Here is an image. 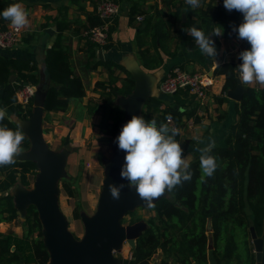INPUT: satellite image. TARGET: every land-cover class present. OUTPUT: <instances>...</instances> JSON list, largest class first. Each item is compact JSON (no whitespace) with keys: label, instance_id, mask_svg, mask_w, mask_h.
Returning a JSON list of instances; mask_svg holds the SVG:
<instances>
[{"label":"trees","instance_id":"16d2710c","mask_svg":"<svg viewBox=\"0 0 264 264\" xmlns=\"http://www.w3.org/2000/svg\"><path fill=\"white\" fill-rule=\"evenodd\" d=\"M75 1V0H73ZM167 5L177 8L174 15L185 13L188 29L195 26L206 34L213 33L219 26L224 28L222 37L227 38L232 25L238 23L240 12L227 11L223 4L209 5L208 8H192L180 0H165ZM16 0H0V10ZM150 11H144L135 3L130 12V19L145 15L138 31V40L149 37L150 49H140L143 65L148 69L160 67L163 62L162 51L169 36L167 30L170 22L167 13L157 5H151ZM88 25L76 31L83 39V30L99 22L98 16L89 13ZM9 21L0 18V32L8 28ZM68 25H58V34L54 44L47 49L45 62L52 84L46 90L43 109L46 113L65 112L74 98L86 94L84 82L74 72L71 53L63 44V30ZM167 41V40H166ZM86 51L90 59L96 56V45L86 39ZM159 43V45H158ZM196 45L190 34L187 36V47ZM140 48L143 43L139 42ZM250 47L245 40L240 51ZM239 51V52H240ZM168 55L173 53L165 51ZM229 60L218 65L214 72L224 75L223 93L238 86L236 66L240 63ZM102 61H98V64ZM109 79L99 81L106 92V99L101 102L102 120L100 131L112 141L120 124L126 116V109L120 103H114L117 97H127L136 88V79L127 68L122 86H118L119 77L115 75L113 62H104ZM183 65L181 68L183 69ZM12 74L20 79L19 83L10 82ZM39 82L38 66L31 59L6 57L0 54V87L2 88L1 104L5 107V119L0 123L9 128L23 131L24 140L20 147L29 149L31 142L25 134L21 122L32 117L34 97L28 106L17 102V90L26 84L37 85ZM242 99L236 103L238 121L230 128L223 146L213 147L210 155L214 156L217 168L212 176H206L199 167L200 156L191 161L192 178L175 186L167 195L153 201L154 212L147 220L136 246L132 249V258L119 256L118 264H150L151 259L163 252L160 264H208V253L211 251L216 264H257L255 247L251 235L254 226L258 236L263 234L264 223V87L244 84ZM173 104L158 95H150L142 109L146 120L155 119L166 123L171 117L183 124V119L193 118L195 122L201 117L197 114L199 105L189 89L179 90L173 94ZM219 103L229 100L228 96L217 99ZM222 118V117H220ZM38 174L37 162L31 159H16L8 165L0 166V223L12 222L18 218L14 195L11 189L21 184L29 187L33 176ZM64 188L72 195L67 183ZM143 207V206H141ZM129 211V224L141 220L135 218V211ZM75 216L79 217L75 212ZM123 221V219H122ZM51 257L47 249L43 225L37 207H27L24 220V234L0 230V264H50Z\"/></svg>","mask_w":264,"mask_h":264},{"label":"crops","instance_id":"0c3cea01","mask_svg":"<svg viewBox=\"0 0 264 264\" xmlns=\"http://www.w3.org/2000/svg\"><path fill=\"white\" fill-rule=\"evenodd\" d=\"M118 1L121 4L122 12L113 20L108 43L105 47L96 46L97 53L93 59H90L89 53L86 51V40L76 31L84 25H88L89 13L96 14L97 0H16L27 11L29 24L23 28L22 41L18 45L10 49L0 48V54L3 56L31 59L37 64L39 82L35 85L34 113L36 115L41 114L43 137L47 144L63 140L64 147L70 150L68 158L65 160L66 169H69L71 173L76 172L79 176L83 174L85 179H88V176L93 178L96 187L104 183L111 149V142L107 140L99 127L102 120L101 102L106 99L107 91L102 86H98L97 83L109 79V73L104 65L106 61L115 64L113 68L115 75L119 77L118 86H122V79L126 77V72L122 68H127L136 78L134 93L125 98L117 97L114 103L128 107L131 102L139 101L141 110L149 95H158L173 104V96L162 93L159 84L174 67L183 65V69L188 71L198 70L214 75L210 86L211 97L205 105H199L197 109V114L201 117L200 121L195 122L194 126L190 127L185 122L188 119H183L182 129L175 137L184 150L183 154L189 155L191 161L201 156V149L209 144L210 139L215 141L213 147L225 145L231 126L238 121V114L236 113L238 101L229 98L228 101L219 103L217 100L225 96L222 91L225 76L216 75L214 70L218 65L229 60L237 63L238 53L245 40L238 39L233 30L227 38L213 35L212 39L217 46L218 55L208 57L201 53L198 45L191 49L187 47L189 34L186 26L187 16L185 13L174 15L177 8L167 5L165 0ZM180 1L186 2V0ZM135 3L144 11H150L151 5H157L168 15L166 20L170 22L167 28L169 36L167 41L165 40V49L162 51H170L173 56L168 55L165 51L162 52L164 62L155 69L146 68L139 54L140 49H150L151 51L153 49L150 46L149 37L142 36L138 40V31L144 19L138 20L136 17L134 21H131L130 12ZM219 4H223V0H201L199 7L206 9L209 5L217 6ZM143 16L145 18V15ZM242 19L241 13L239 21L235 25L241 23ZM65 24L68 27L63 30V44L71 53L74 72L82 78L86 94L83 97L72 99L67 111L48 114L43 109V98L46 90L52 84V80L47 72L45 56L47 49L54 44L58 34V25L63 26ZM139 42L143 43L142 48H140ZM100 60L102 63L98 64ZM10 82L19 83L20 79L16 74H12ZM243 84L264 87V85L256 82ZM1 96L2 88L0 87V98ZM0 108H5L1 102ZM31 123L32 121L24 120L21 125L27 130ZM46 124L52 129L47 131L46 128L49 127ZM28 151L29 149L21 148L15 158H27ZM56 153L61 155L63 150ZM81 163H84L85 166L77 168V165ZM14 189L15 187L10 192H13ZM167 193L168 191L165 192V194ZM150 211L154 213L152 210ZM149 217H143L144 220L140 216V221L146 222ZM24 220L25 215L21 216V212L18 211V218L12 222L0 223V230L2 232L13 231L21 236L24 234ZM130 252H132V248L129 245H124L120 256L128 259ZM163 257V252L159 250L151 259L150 264H160ZM175 264L179 263L175 262ZM208 264H216L211 251L208 253Z\"/></svg>","mask_w":264,"mask_h":264},{"label":"clouds","instance_id":"9594fccd","mask_svg":"<svg viewBox=\"0 0 264 264\" xmlns=\"http://www.w3.org/2000/svg\"><path fill=\"white\" fill-rule=\"evenodd\" d=\"M192 8H198L201 0H186ZM228 11L242 13V22L232 25L238 39L246 40L250 47L238 53L240 63L236 66L238 79L243 83L256 82L264 85V0H223ZM0 18L20 30L29 24L28 13L20 2L10 4L0 10ZM188 33L198 45L202 54L208 57L218 55L217 46L212 36L220 37L224 28L219 26L213 33L206 34L195 26ZM5 119V110L0 108V121ZM178 130L169 124L155 119L146 120L141 115H133L114 138L117 148L124 152L119 175L127 181V187L134 188L146 206L152 207L155 198L166 190L171 191L192 178L191 158L183 154L181 144L176 140ZM24 133L19 128L12 129L0 123V166L14 162V157L21 151ZM215 141L201 149L199 167L206 176H212L217 168L216 159L209 154ZM126 185L108 186L113 199H119L121 190Z\"/></svg>","mask_w":264,"mask_h":264},{"label":"water","instance_id":"95a60500","mask_svg":"<svg viewBox=\"0 0 264 264\" xmlns=\"http://www.w3.org/2000/svg\"><path fill=\"white\" fill-rule=\"evenodd\" d=\"M244 90V84L238 79L237 88L229 90L227 96L240 101ZM123 107L126 109V116L114 138L133 115H141L142 110L139 101L131 102L128 107ZM26 121H32L27 130L23 127L31 145L28 154H26L27 158L20 159L36 161L39 173L33 190L23 191L22 189L26 186L17 184L14 186V193H11L14 195L16 207L21 212V216L26 215L29 205L33 204L37 207L43 225L44 242L51 257L50 264H118L119 256L115 255L114 251H121L125 242L133 249L136 246L137 237L140 236L146 225L144 221L135 224H121L123 217L129 211L146 205L135 189L127 187V181L122 180L119 175L124 152L117 148L113 138L111 141L114 149L113 157L107 162L104 189L99 199L97 211L92 217L85 219L86 232L84 237L78 240L69 230L68 222L60 209L57 197L58 181L66 160L65 152L63 151L59 155L49 149L42 134L41 114L36 115L33 112L32 117ZM113 183L126 185L121 190L119 199H113L110 195L108 186ZM16 189L18 190L16 191ZM165 192L160 196L167 195ZM250 230L257 264H264V223L261 236L257 235L254 226H251Z\"/></svg>","mask_w":264,"mask_h":264},{"label":"built area","instance_id":"2783aa9c","mask_svg":"<svg viewBox=\"0 0 264 264\" xmlns=\"http://www.w3.org/2000/svg\"><path fill=\"white\" fill-rule=\"evenodd\" d=\"M96 15L98 16L99 22L94 25L87 26L82 33L84 39L95 43L97 47H105L110 39L111 27L114 18L121 14L122 8L118 0H97L96 3ZM138 20H143L144 16H137ZM24 29L16 30L10 23L8 28L0 32V48L10 49L18 45L22 41ZM214 75L203 71H188L181 67H174L170 70L161 80L159 89L162 93L172 96L182 89H189L190 93L194 96L195 102L203 106L209 101L211 97L210 86L212 85L211 80ZM36 93V87L33 84H26L19 88L16 92L17 102L23 107L28 106L32 97ZM227 96V93H224ZM190 127L194 126L195 121L193 118H189L185 121ZM182 123H184L182 121ZM166 124L170 127H174L179 133L182 129L183 124L175 122L171 117L167 118ZM124 245H129L127 242ZM121 251H114V254L120 256ZM130 246V245H129ZM131 247V246H130ZM132 258V252L129 253L128 259Z\"/></svg>","mask_w":264,"mask_h":264},{"label":"rangeland","instance_id":"374dc122","mask_svg":"<svg viewBox=\"0 0 264 264\" xmlns=\"http://www.w3.org/2000/svg\"><path fill=\"white\" fill-rule=\"evenodd\" d=\"M48 127L49 125L46 124ZM52 128H46V130H51ZM49 149L52 152H59L63 150L65 152V158H68L69 149L64 147V141H58L57 143H48ZM110 149V148H109ZM77 150V149H75ZM113 147L111 144V149L109 152L110 160L113 157ZM85 164L81 163L77 165V168L84 167ZM66 165L63 166V170L58 181L57 187V197L58 203L62 213L64 214L67 222L69 230L73 233L74 237L78 240H81L86 232L85 219L92 217L98 208L99 199L101 193L104 189V185L102 184L99 187L94 185L93 178L88 176V179H85L83 174L79 176L76 172L71 173L69 169H66ZM70 168V167H69ZM39 173V170H38ZM38 175L33 176L32 183L29 187H25L22 189L23 191H31L35 188L36 179ZM64 183H67L72 190V195H69V192L64 188ZM18 189H16L17 191ZM21 191V190H20ZM151 207L144 205L143 207L139 206L136 208L135 218L142 216V218H147L149 215L153 214L150 210ZM75 212L78 213L79 217L75 216ZM130 214H126L123 217V221H121L122 225H127L128 220L130 219ZM143 218V219H144ZM145 220V219H144ZM142 220V221H144ZM145 222V221H144Z\"/></svg>","mask_w":264,"mask_h":264}]
</instances>
